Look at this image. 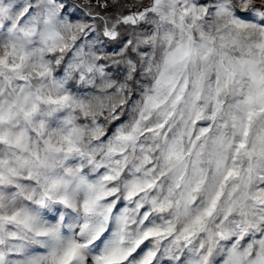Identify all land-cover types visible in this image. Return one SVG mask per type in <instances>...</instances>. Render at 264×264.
<instances>
[{
    "label": "clouds",
    "instance_id": "clouds-1",
    "mask_svg": "<svg viewBox=\"0 0 264 264\" xmlns=\"http://www.w3.org/2000/svg\"><path fill=\"white\" fill-rule=\"evenodd\" d=\"M69 242L264 264V0H0L3 264Z\"/></svg>",
    "mask_w": 264,
    "mask_h": 264
},
{
    "label": "snow or ice",
    "instance_id": "snow-or-ice-1",
    "mask_svg": "<svg viewBox=\"0 0 264 264\" xmlns=\"http://www.w3.org/2000/svg\"><path fill=\"white\" fill-rule=\"evenodd\" d=\"M127 22L134 21L132 17H127L125 23ZM39 235H46V233H39ZM77 250L78 245L69 242L66 246L53 247L47 256L33 257L23 262V264H73V258L77 255ZM3 260V254L0 253V264H3ZM148 260L149 256H146L142 264H148ZM96 264H120V258L113 253L111 256L100 257Z\"/></svg>",
    "mask_w": 264,
    "mask_h": 264
}]
</instances>
